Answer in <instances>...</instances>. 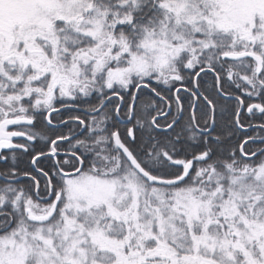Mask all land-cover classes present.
Instances as JSON below:
<instances>
[{
	"label": "snow or ice",
	"instance_id": "obj_1",
	"mask_svg": "<svg viewBox=\"0 0 264 264\" xmlns=\"http://www.w3.org/2000/svg\"><path fill=\"white\" fill-rule=\"evenodd\" d=\"M0 264H264V0H0Z\"/></svg>",
	"mask_w": 264,
	"mask_h": 264
}]
</instances>
